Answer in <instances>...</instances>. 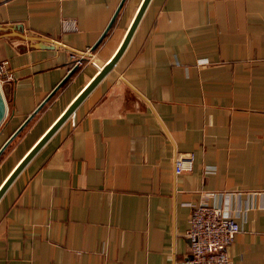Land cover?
<instances>
[{"label":"crops","instance_id":"crops-1","mask_svg":"<svg viewBox=\"0 0 264 264\" xmlns=\"http://www.w3.org/2000/svg\"><path fill=\"white\" fill-rule=\"evenodd\" d=\"M142 0H0V185L117 50ZM75 20V28L61 23ZM192 152L175 174V150ZM264 264V0H149L123 52L0 196V264H186L191 207Z\"/></svg>","mask_w":264,"mask_h":264},{"label":"built area","instance_id":"built-area-1","mask_svg":"<svg viewBox=\"0 0 264 264\" xmlns=\"http://www.w3.org/2000/svg\"><path fill=\"white\" fill-rule=\"evenodd\" d=\"M61 23L75 28V20L63 18ZM89 50H69L71 65L80 66L88 56ZM13 80L6 60H0V87ZM193 153L175 150L173 170L175 174L190 171L193 167ZM240 230L238 221L223 206L197 203L191 207L188 227L185 236L188 239L189 251L186 264H228L230 258L227 246L234 240Z\"/></svg>","mask_w":264,"mask_h":264},{"label":"water","instance_id":"water-1","mask_svg":"<svg viewBox=\"0 0 264 264\" xmlns=\"http://www.w3.org/2000/svg\"><path fill=\"white\" fill-rule=\"evenodd\" d=\"M149 0H142L126 34L118 46L114 54L101 66L98 68L95 75L91 80L82 88V90L77 94V96L70 102L62 114L56 119V121L50 126V128L43 134V136L30 148V150L23 156V158L17 163L9 175L0 185V196L3 194L5 189L14 179V177L19 173L22 167L27 163V161L33 156V154L39 149V147L45 142V140L53 133V131L72 113L77 104L85 97V95L94 87V85L111 69L115 64L121 53L123 52L127 42L133 33L135 26ZM77 65L69 68L67 74L62 78V80L54 86V88L49 92V94L44 98V100L31 112L25 120L9 135V137L0 146V153L4 147L9 143V141L20 131V129L25 125V123L33 116V114L45 103V101L59 88V86L75 71ZM6 113V101L0 87V123L3 120Z\"/></svg>","mask_w":264,"mask_h":264},{"label":"rangeland","instance_id":"rangeland-1","mask_svg":"<svg viewBox=\"0 0 264 264\" xmlns=\"http://www.w3.org/2000/svg\"><path fill=\"white\" fill-rule=\"evenodd\" d=\"M6 86H8V82H6V83L3 84V87L6 88Z\"/></svg>","mask_w":264,"mask_h":264}]
</instances>
